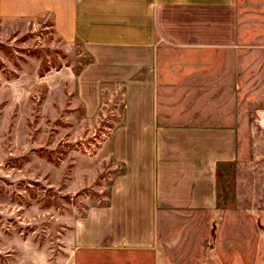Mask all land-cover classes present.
<instances>
[{
  "label": "crops",
  "instance_id": "1",
  "mask_svg": "<svg viewBox=\"0 0 264 264\" xmlns=\"http://www.w3.org/2000/svg\"><path fill=\"white\" fill-rule=\"evenodd\" d=\"M238 3L0 0L1 17L50 14L63 41L84 47L90 61L77 75V88L88 118L100 113L107 85L123 89L111 151L123 170L108 203L91 207L76 223L77 248L146 253L153 264H205L204 252L214 257L219 169L237 159L239 135L214 89L235 88L222 58L242 51ZM263 52L248 50L249 56ZM225 213L264 217V210ZM204 214L211 218L205 238L190 219ZM263 228L254 255L247 226L216 225V244L226 240L228 254L214 257V264H264Z\"/></svg>",
  "mask_w": 264,
  "mask_h": 264
},
{
  "label": "rangeland",
  "instance_id": "2",
  "mask_svg": "<svg viewBox=\"0 0 264 264\" xmlns=\"http://www.w3.org/2000/svg\"><path fill=\"white\" fill-rule=\"evenodd\" d=\"M238 5L242 51L222 58L224 76L234 78L235 88L214 89L239 131L237 159L219 169L222 211L214 215L211 254L223 258L228 249L226 240L216 244V225L247 226L254 255L264 225L256 213H225L264 210V52L248 53L264 50V0ZM89 61L79 42L57 35L50 14L0 16V264H153L146 253L74 244L76 223L91 207L108 203L123 170L111 154L123 89L107 85L100 113L88 118L77 75ZM190 219L200 227L198 236L209 235V216ZM214 257L204 252L200 259L214 264Z\"/></svg>",
  "mask_w": 264,
  "mask_h": 264
}]
</instances>
